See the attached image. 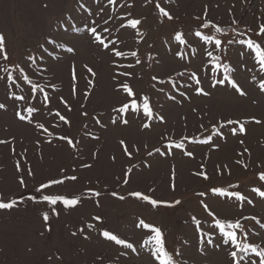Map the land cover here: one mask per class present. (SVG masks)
<instances>
[{
	"label": "rangeland",
	"instance_id": "1",
	"mask_svg": "<svg viewBox=\"0 0 264 264\" xmlns=\"http://www.w3.org/2000/svg\"><path fill=\"white\" fill-rule=\"evenodd\" d=\"M262 27L264 0H0V264H158L140 221L175 264H262Z\"/></svg>",
	"mask_w": 264,
	"mask_h": 264
},
{
	"label": "snow or ice",
	"instance_id": "2",
	"mask_svg": "<svg viewBox=\"0 0 264 264\" xmlns=\"http://www.w3.org/2000/svg\"><path fill=\"white\" fill-rule=\"evenodd\" d=\"M161 12L168 19H172V17L167 12H164L163 9H161ZM139 23H140V21H138V20H132L129 22V26L135 28ZM205 27H208V25H205ZM95 31H96L95 28L91 29L92 33H95ZM216 31L220 32L221 29L216 28ZM261 33H264V27L261 28ZM197 35H199V33H197ZM96 39L99 40V37H96ZM176 39L180 40L181 37L177 36ZM100 43H103V41H100ZM215 44L217 47H219L220 41L216 40ZM246 46L248 49H250L252 51L257 62L260 63L262 67H264V49H262L259 44H254V42L250 41V40L247 41ZM4 48H5L4 39L2 36H0V52H4ZM69 51H71V49H69ZM4 59L5 60L8 59L6 54L4 55ZM89 71H91V69H89ZM225 79H227V77H225ZM230 83H231L232 88H234L236 90V92H238L240 95H245V93L240 89V87L234 81H230ZM261 88H262V90H264V84L261 85ZM128 91H129V95H131L132 94L131 90H128ZM4 107L5 106L3 104H0V108H4ZM128 107H129V105L126 104V105H124L123 108L119 109V111L123 112L126 109H128ZM132 107L133 108L136 107L135 103L132 104ZM144 111H145L146 115H149V116L151 115V111L148 107L146 100L144 103ZM60 118L62 120L64 119L63 116H61ZM20 119L23 120V119H25V117L20 116ZM125 123H127V121H125ZM229 123H232V122L229 121ZM257 123H259V121H257ZM145 126H147V125H145ZM244 131H245V129H244L243 125H241L240 126V132L243 133ZM0 143H3V141H0ZM68 143L71 145L72 141L69 140ZM121 143H123V141ZM125 151H127V149H125ZM188 154L191 155V153H188ZM205 178H207V177L205 176ZM70 179L76 180L77 177L72 176V177H70ZM260 179L262 181H264V174H261ZM62 183H63L62 180H56V181L51 182V184H62ZM21 184H23V181H21ZM51 184L43 185L42 187L43 188H50ZM254 191H258V190L254 189ZM213 192L220 195V196L226 195V193H224L220 189H214ZM94 195H99V193H94ZM132 195H134L138 199H141V200L151 204L153 207H156L158 205V203H160V202L153 200L150 197H148L142 193H133ZM259 195L261 197H264V192H259ZM235 198L237 200H243L244 199V197H242L239 194H235ZM43 200L45 202H47L49 205H56L59 202L65 208L76 207L80 203V197L68 198V197L62 196V195H44ZM14 203H15V201H13L12 203L0 202V209H10L14 206ZM175 203L179 204L180 201H176ZM249 203H250V201H249ZM168 206H172V205H168ZM205 207L207 210V206H205ZM44 220L45 221L48 220L47 215L44 216ZM140 224L143 225L145 228L150 229V231L153 233L151 239L148 241V245H149V247L152 248V254L154 256H156V258L158 260V264H175L173 257L166 251V249L164 247L163 234H162L161 230L159 228H155V227L149 226L147 224H144L143 221H140ZM216 227L219 229L221 236L224 238V243L230 242L236 249H238L241 252L246 251L250 248V245L241 244L239 242L238 236H237L236 232L234 231L235 229L240 228V225L238 223H229V224L225 225L224 223H221V221L217 220L216 221ZM102 235L105 239H107L109 241H113L118 245H122L126 248H129V249H131L133 247L132 244L126 243L124 240L119 239L116 235H113L108 231H104L102 233ZM201 243H203V241H201ZM208 243L211 244L212 241L209 240ZM252 251L255 252L256 249L252 248ZM257 255H259L262 258V264H264V251L258 252ZM231 256L235 259L237 256V252L236 251L231 252Z\"/></svg>",
	"mask_w": 264,
	"mask_h": 264
},
{
	"label": "trees",
	"instance_id": "3",
	"mask_svg": "<svg viewBox=\"0 0 264 264\" xmlns=\"http://www.w3.org/2000/svg\"><path fill=\"white\" fill-rule=\"evenodd\" d=\"M237 32H239V33H242V31L241 30H237ZM216 64H219L220 65V63H218V61L216 60V61H214ZM224 70H225V75H226V77L227 78H230V75H229V71L227 70V68L224 66ZM240 257V251H237V256H236V259H238Z\"/></svg>",
	"mask_w": 264,
	"mask_h": 264
}]
</instances>
